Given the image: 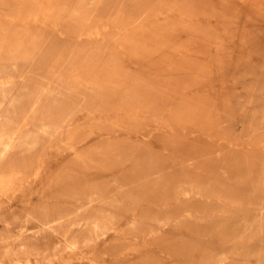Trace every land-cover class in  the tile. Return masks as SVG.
Instances as JSON below:
<instances>
[{
	"label": "rangeland",
	"instance_id": "obj_1",
	"mask_svg": "<svg viewBox=\"0 0 264 264\" xmlns=\"http://www.w3.org/2000/svg\"><path fill=\"white\" fill-rule=\"evenodd\" d=\"M11 141L0 264H264V0H0Z\"/></svg>",
	"mask_w": 264,
	"mask_h": 264
},
{
	"label": "bare ground",
	"instance_id": "obj_2",
	"mask_svg": "<svg viewBox=\"0 0 264 264\" xmlns=\"http://www.w3.org/2000/svg\"><path fill=\"white\" fill-rule=\"evenodd\" d=\"M18 10V9H17ZM90 22V21H89ZM50 68V67H49ZM42 71V70H41ZM60 72V71H59ZM19 77V76H18ZM9 80V79H8ZM55 89V88H54ZM54 89H52V90H45V89H42V90H40V92L41 93H45L46 91H51V93L52 92H58V91H55ZM60 91V90H59ZM40 93V94H41ZM48 93V92H47ZM40 96V95H39ZM39 96H37V97H39ZM44 96H46V94L44 95ZM34 97V96H33ZM32 97V98H33ZM39 99V98H38ZM13 101V100H12ZM10 102V101H9ZM18 102H19V100H18ZM35 102V101H34ZM40 100H38V101H36L35 102V104H34V106H33V109H32V113H31V115H33V114H35L36 113V111L38 110L37 108H38V106H39V104H40ZM57 102V101H56ZM14 103V102H13ZM52 105H54V104H52ZM16 106V105H15ZM15 106H12V107H15ZM49 106V105H48ZM10 107V106H9ZM52 107V106H51ZM13 109V108H12ZM51 109V108H50ZM13 111H14V109H13ZM8 113V112H7ZM29 113V114H30ZM9 115V114H8ZM12 116H13V114H12ZM28 118V117H27ZM26 118V119H27ZM14 122V121H13ZM32 122V121H31ZM62 124H63V122H62ZM64 125H65V123H64ZM63 125V126H64ZM10 126V125H9ZM29 127V125L27 126V128ZM33 127H34V124H33ZM51 126H50V124L49 125H45L43 128H42V131L44 132V133H48V131H49V128H50ZM56 127V125L54 126V128ZM60 128V127H59ZM58 128V129H59ZM3 129V128H2ZM51 129V128H50ZM56 129V128H55ZM121 129V128H120ZM4 130V129H3ZM25 130V129H24ZM37 130H39V129H37ZM52 130V129H51ZM62 130V129H61ZM60 130V131H61ZM64 130V129H63ZM2 131V130H1ZM41 130H40V132H42ZM95 131V130H94ZM24 132V131H23ZM23 132H21V134L23 133ZM35 132H36V130H35ZM5 133H7V132H5ZM39 133V132H38ZM37 133V134H38ZM43 133V134H44ZM52 133V132H51ZM26 134H29V133H26ZM33 134H36V133H33ZM43 134H41V135H43ZM57 134V133H56ZM29 135H32V133L31 134H29ZM29 135H27V136H24L23 138V141H21V144H22V146L21 147H23L24 148V150H26V151H32L31 149H33L34 148V146L36 145V140H32V141H30V140H27L28 138L29 139H34V138H30L31 136H29ZM47 135V134H46ZM100 135V134H99ZM112 135V134H111ZM15 136H16V134H15ZM18 136V135H17ZM16 136V137H17ZM20 136V135H19ZM103 136H105V135H103ZM119 136V135H118ZM44 137V136H43ZM13 138V137H12ZM39 138V137H38ZM37 137H36V139H38ZM60 138V137H59ZM91 138V137H90ZM18 139V138H17ZM22 139V138H21ZM16 140V139H15ZM20 140V139H19ZM18 140V141H19ZM62 140V139H61ZM3 141V140H2ZM14 142V141H13ZM39 144H41V143H39ZM38 144V145H39ZM66 144V143H65ZM23 145H26V146H23ZM60 145V144H59ZM15 147V145L12 143V141H11V143L10 144H7V145H5L1 150H0V159L1 158H5L6 156H7V153L12 149V148H14ZM18 149H19V146L17 147ZM35 149H36V147H35ZM55 149V148H54ZM15 150H16V148H15ZM58 151V150H57ZM41 156V155H40ZM67 165V164H66ZM41 169V166H39V168L37 169V171L38 170H40ZM226 174V173H225ZM37 176V175H36ZM88 203V202H87ZM84 207V206H83ZM83 209V208H82ZM72 213L73 212H69V213H67V214H63V215H60L59 217H57V218H53V219H51V220H46V221H42V223H41V225L38 227V228H36L35 230H31L30 228H27L25 225H21L19 228H18V231H17V237L18 238H21V239H23L24 237H26V236H28L29 234L31 235V236H29V237H39L40 235H42L43 233L45 234V232H48V231H52L53 232V230H55L58 226H61V225H63L64 223H66V222H68V221H70L71 219H72ZM188 213V212H187ZM75 215H77V214H75ZM30 216V215H29ZM47 217V216H46ZM27 218V217H26ZM25 218V219H26ZM27 221V220H26ZM38 221V220H37ZM99 222H101V221H99ZM103 223V222H102ZM107 223V222H106ZM90 225V224H89ZM260 225V224H259ZM105 226H107V224L105 225ZM102 227H104L103 226V224H102ZM108 227V226H107ZM165 228V227H164ZM29 231H31V232H29ZM98 233H99V231H97ZM29 233V234H28ZM95 234V233H94ZM121 234V233H120ZM127 235H130V234H127ZM156 235V234H155ZM45 237V236H44ZM46 238V237H45ZM104 239V238H103ZM70 240V239H69ZM104 243V242H103ZM72 244V243H71ZM56 246V245H55ZM58 246V245H57ZM159 249V248H158ZM90 251V250H89ZM73 252V251H72ZM91 252V251H90ZM259 252V251H258ZM84 253H86V252H84ZM63 255V254H62ZM263 256V255H262ZM253 258V257H252ZM27 261V260H26ZM259 260H257V262H258ZM26 263H28V262H26ZM36 264V263H35ZM259 264V263H258Z\"/></svg>",
	"mask_w": 264,
	"mask_h": 264
}]
</instances>
